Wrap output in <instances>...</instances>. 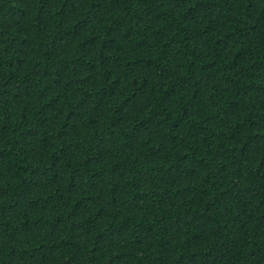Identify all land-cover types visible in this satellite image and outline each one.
<instances>
[{"label": "trees", "instance_id": "1", "mask_svg": "<svg viewBox=\"0 0 264 264\" xmlns=\"http://www.w3.org/2000/svg\"><path fill=\"white\" fill-rule=\"evenodd\" d=\"M0 264H264V0H0Z\"/></svg>", "mask_w": 264, "mask_h": 264}]
</instances>
